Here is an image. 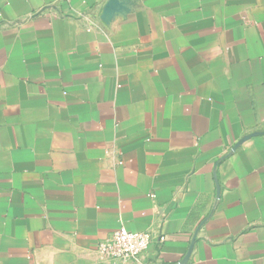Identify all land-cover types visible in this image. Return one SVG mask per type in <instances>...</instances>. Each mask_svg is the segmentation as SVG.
Segmentation results:
<instances>
[{
    "label": "crops",
    "instance_id": "crops-1",
    "mask_svg": "<svg viewBox=\"0 0 264 264\" xmlns=\"http://www.w3.org/2000/svg\"><path fill=\"white\" fill-rule=\"evenodd\" d=\"M0 264H264V0H0Z\"/></svg>",
    "mask_w": 264,
    "mask_h": 264
},
{
    "label": "built area",
    "instance_id": "built-area-1",
    "mask_svg": "<svg viewBox=\"0 0 264 264\" xmlns=\"http://www.w3.org/2000/svg\"><path fill=\"white\" fill-rule=\"evenodd\" d=\"M152 238L148 233L131 232L121 226L112 237L98 246V252L104 257L120 261H136L149 249ZM164 237L158 242L163 243Z\"/></svg>",
    "mask_w": 264,
    "mask_h": 264
}]
</instances>
